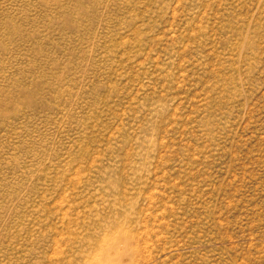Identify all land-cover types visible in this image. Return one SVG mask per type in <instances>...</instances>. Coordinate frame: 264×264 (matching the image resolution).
<instances>
[{
  "label": "rangeland",
  "instance_id": "rangeland-1",
  "mask_svg": "<svg viewBox=\"0 0 264 264\" xmlns=\"http://www.w3.org/2000/svg\"><path fill=\"white\" fill-rule=\"evenodd\" d=\"M105 254L264 264V0H0V264Z\"/></svg>",
  "mask_w": 264,
  "mask_h": 264
},
{
  "label": "bare ground",
  "instance_id": "bare-ground-1",
  "mask_svg": "<svg viewBox=\"0 0 264 264\" xmlns=\"http://www.w3.org/2000/svg\"><path fill=\"white\" fill-rule=\"evenodd\" d=\"M105 245H107L108 247H111V248H117L118 249V244H116V243H107ZM116 256H122V255L120 252H118L117 254H115L114 259H116ZM112 258L113 257H109L107 254L102 255L98 259V264H117V263H115L114 259H112Z\"/></svg>",
  "mask_w": 264,
  "mask_h": 264
}]
</instances>
